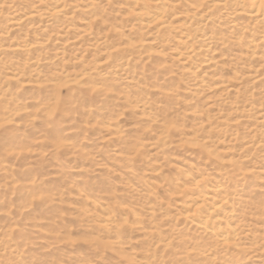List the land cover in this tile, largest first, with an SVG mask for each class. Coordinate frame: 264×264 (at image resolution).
Returning a JSON list of instances; mask_svg holds the SVG:
<instances>
[{"label":"rangeland","instance_id":"1","mask_svg":"<svg viewBox=\"0 0 264 264\" xmlns=\"http://www.w3.org/2000/svg\"><path fill=\"white\" fill-rule=\"evenodd\" d=\"M137 1L66 0L47 18L55 0H0V264H264V23L237 0L229 17ZM178 41L213 68L175 61ZM168 178L223 200L210 226L238 242L187 221Z\"/></svg>","mask_w":264,"mask_h":264},{"label":"bare ground","instance_id":"2","mask_svg":"<svg viewBox=\"0 0 264 264\" xmlns=\"http://www.w3.org/2000/svg\"><path fill=\"white\" fill-rule=\"evenodd\" d=\"M151 1H152L153 8L157 9V6H159L160 1L159 0H151ZM176 1L180 3L181 1H184V0H176ZM186 1H189L191 3L194 2V0H186ZM204 2H205L204 0H203V2L198 1V4H199L198 7L199 6L202 7ZM207 2H209V4H208L209 8L214 9V10H218L220 13L222 12L223 14H227V15H225L226 17H229V15H231L230 12L228 13V11H230V9H228V7H229V3L232 2V0H207ZM237 2H238V5L241 6V8H243V9L237 10V11L234 10L233 13L237 14V15H241V14L246 13L248 15L249 19H252V21L254 22V26H253L254 31L256 33H257V31H260L259 29H262V28H260V26L262 23H264V0H237ZM65 3H66V0H55L52 7L46 8L47 18H58V17H60L63 14V12L65 11V8H66ZM127 4L133 8H138L140 6V4L137 0H128ZM145 10L146 9H141V8L138 9V12H136V18L135 19L136 20L141 19V21L144 20L143 17L147 15ZM33 17H34V15H29L28 18H33ZM149 19H150V22H148V24H147L148 27L150 25L160 24L161 19H162V15L159 13H154L149 17ZM15 22L20 24L19 20L15 21ZM90 23H92V22H88V23L84 24V27L85 28L88 27V25H90ZM235 25H236V23L232 21V26H235ZM23 27H26V26H23ZM23 30L24 29L22 27L16 28V32H18V33L22 32ZM262 33H264V28L262 29ZM189 37H190V35L188 34L185 37V40L189 39ZM261 40L264 41V35H262ZM250 45L252 47H254V42L251 41ZM31 48H33V45L28 44L26 42H21V43L16 44V46L12 49V51L14 53L22 54V53H25L26 51L30 50ZM203 49H204L203 47H195L193 44H189L187 41H185V42L184 41H178L176 47L174 49H171V50H172V55H173L174 60L177 62H182L183 65H187L189 62L191 63V61H193L194 59L200 60L203 58L204 60L200 61L199 67L203 68L204 71L208 72V70L213 68V65H212L213 60H205L204 55L207 53L208 49H204V50ZM220 67L225 69L226 65L223 64V65H220ZM234 79L236 80L237 78L235 77ZM230 82H233V80ZM257 82H259V81H257ZM232 87L233 86L231 85L230 89H232ZM96 90H98V89H96ZM226 90L227 89L223 90L221 93H223ZM99 92H102V91L99 90L96 93H99ZM11 153H14V152H11ZM15 157H16V153H15ZM178 174L181 177L186 176L182 170H179ZM179 178L180 177H178V179ZM180 180H178V181H180ZM167 183H168L167 184L168 188H175V190H177L176 193H173V194L180 195L179 197H177V198L182 199V200H180L181 202H180L179 207L181 208V212L185 216V219L187 221L194 222V223L198 224L200 229L209 231L211 236L219 244H221L223 246H225V245L228 246L230 244L232 245V244L238 242L237 237L239 234H237V231L235 229L229 228L227 225L224 228H222L221 226L217 227V228L210 226V216L222 209V207L225 204L223 200L218 201V199H216V195L214 193H212V195L207 194V195H200L198 197H192L189 189H187L185 187L186 185H182V184L177 185L178 182H177V184H175L173 179H169V178L167 180ZM198 184H199V181H194V186H197ZM220 190L221 189H218L217 191H215V193L219 192ZM183 195H184V197H183ZM204 207H209L208 212H207V214H208L207 217H203L202 212H201L202 208H204ZM106 210H107V208L105 209V211L104 210L101 211L103 217L105 218V221L103 222L104 224H108L109 214L105 213ZM121 212H123L127 216H130L129 218H132L134 220L130 229L126 228L127 230H129L131 233L132 232L138 233L139 231H141L139 229L140 227H138V225H140L141 222L137 219L138 218L137 215L133 214V212L130 210V208H123L121 210ZM133 225L134 226L137 225V226L133 227ZM219 247H221V246H219Z\"/></svg>","mask_w":264,"mask_h":264}]
</instances>
